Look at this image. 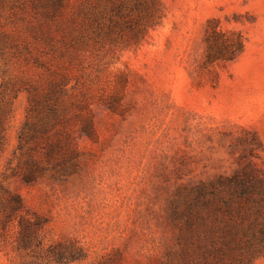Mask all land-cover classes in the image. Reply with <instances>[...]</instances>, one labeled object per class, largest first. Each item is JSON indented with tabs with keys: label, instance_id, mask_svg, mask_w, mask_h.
Here are the masks:
<instances>
[{
	"label": "rangeland",
	"instance_id": "rangeland-1",
	"mask_svg": "<svg viewBox=\"0 0 264 264\" xmlns=\"http://www.w3.org/2000/svg\"><path fill=\"white\" fill-rule=\"evenodd\" d=\"M15 1L0 0L8 77L64 75L62 102L71 115L84 108L94 135H75L74 174L26 184L12 169L29 95L15 100L0 158V264H158L171 199L250 162L264 173V0H64L62 23L87 14L100 36L87 28L85 45L64 47L54 32L53 50L30 36V8ZM225 38L243 49L212 60ZM14 44L46 66L13 57ZM2 188L23 200L14 214Z\"/></svg>",
	"mask_w": 264,
	"mask_h": 264
},
{
	"label": "trees",
	"instance_id": "trees-1",
	"mask_svg": "<svg viewBox=\"0 0 264 264\" xmlns=\"http://www.w3.org/2000/svg\"><path fill=\"white\" fill-rule=\"evenodd\" d=\"M22 2L16 0L13 8L20 7L24 12L30 8L31 18L25 20L27 30L34 40L42 41L51 50L54 49V32L61 35L64 47L85 45L83 33L87 28H91L96 37L100 36L95 22L87 25V14H81L83 21H79L81 15H78L62 23L64 0ZM214 36L221 37L219 32L213 33L211 38ZM223 41L222 48L210 47L212 60L231 61L243 49L241 39L225 38ZM8 45L6 34L0 33V59L5 65L0 69L3 80L0 86V158L5 152L14 102L22 92H27L29 105L14 153L18 165L12 169V175L26 184L47 177L66 179L77 169L75 135L78 132L92 137L93 119L85 116L83 107H78L71 115L63 104L64 75L53 74L44 85L9 78ZM10 47L16 50L13 57L26 55L27 61L46 66L40 58L30 57L29 47H25L24 52L17 44ZM2 190L9 198L1 204L3 210L12 214L19 211L23 207L20 195ZM165 225L172 227V238L165 243L158 264H254L264 255V173L250 162L232 175H220L215 182L191 186L188 192L169 201ZM34 238L22 237L23 247H29Z\"/></svg>",
	"mask_w": 264,
	"mask_h": 264
}]
</instances>
